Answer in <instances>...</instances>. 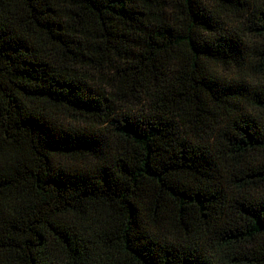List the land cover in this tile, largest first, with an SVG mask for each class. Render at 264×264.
<instances>
[{
	"label": "trees",
	"instance_id": "16d2710c",
	"mask_svg": "<svg viewBox=\"0 0 264 264\" xmlns=\"http://www.w3.org/2000/svg\"><path fill=\"white\" fill-rule=\"evenodd\" d=\"M0 264H264V0H0Z\"/></svg>",
	"mask_w": 264,
	"mask_h": 264
},
{
	"label": "rangeland",
	"instance_id": "374dc122",
	"mask_svg": "<svg viewBox=\"0 0 264 264\" xmlns=\"http://www.w3.org/2000/svg\"><path fill=\"white\" fill-rule=\"evenodd\" d=\"M217 70L221 72V70H220L219 68H218ZM232 76H233V75H232Z\"/></svg>",
	"mask_w": 264,
	"mask_h": 264
}]
</instances>
